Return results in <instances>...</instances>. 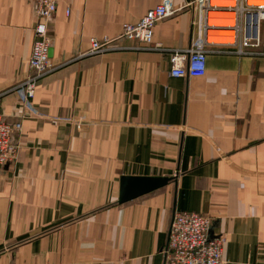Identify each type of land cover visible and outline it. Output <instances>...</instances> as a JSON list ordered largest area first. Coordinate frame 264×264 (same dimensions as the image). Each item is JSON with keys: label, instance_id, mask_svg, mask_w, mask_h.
I'll list each match as a JSON object with an SVG mask.
<instances>
[{"label": "crops", "instance_id": "0c3cea01", "mask_svg": "<svg viewBox=\"0 0 264 264\" xmlns=\"http://www.w3.org/2000/svg\"><path fill=\"white\" fill-rule=\"evenodd\" d=\"M162 1L58 0L56 67L27 101L13 87L30 72L35 2L0 0L3 112L22 122L18 158L0 168V264H165L183 210L213 217L224 264H264V21L258 54L210 43L200 77L170 73V56L199 43L191 0H172L150 45L87 54ZM123 175L171 180L120 203Z\"/></svg>", "mask_w": 264, "mask_h": 264}, {"label": "built area", "instance_id": "2783aa9c", "mask_svg": "<svg viewBox=\"0 0 264 264\" xmlns=\"http://www.w3.org/2000/svg\"><path fill=\"white\" fill-rule=\"evenodd\" d=\"M36 6L37 23L34 27L35 39L28 59L30 72L13 89L22 94L24 100L35 96L40 80L55 69L50 56L52 40L49 35V22L58 9V0H33ZM221 1V0H219ZM189 5L197 7L200 29L199 43H194L185 52H175L170 56L171 75L176 77L204 76L207 72V45L210 31L222 32L231 41L218 44L231 45L239 54H258L252 48L261 44L260 27L264 21V4L249 3V0H235L228 5L213 3V0H191ZM180 8L172 0H164L135 22H123L121 31L115 37H92L87 54H97L110 50L112 44L122 40H137L147 45L153 43L156 24L174 15ZM233 12L234 17L212 14ZM67 14L70 9H67ZM212 20L232 21L214 22ZM4 91L0 92V168L14 162L19 155V145L14 142L13 134L22 130V122L9 121L3 112ZM63 122L80 121L74 116L61 117ZM213 217L197 211H177L171 222L169 240L164 248L165 264H224V239L211 237Z\"/></svg>", "mask_w": 264, "mask_h": 264}, {"label": "water", "instance_id": "95a60500", "mask_svg": "<svg viewBox=\"0 0 264 264\" xmlns=\"http://www.w3.org/2000/svg\"><path fill=\"white\" fill-rule=\"evenodd\" d=\"M53 54V49H50V56ZM171 177L168 176H133V175H123L120 184V196L119 202L123 203L128 200L139 197L143 194L156 190L162 186L168 184ZM215 226L214 223L211 226L210 234L211 237L214 236L213 230Z\"/></svg>", "mask_w": 264, "mask_h": 264}, {"label": "bare ground", "instance_id": "6f19581e", "mask_svg": "<svg viewBox=\"0 0 264 264\" xmlns=\"http://www.w3.org/2000/svg\"><path fill=\"white\" fill-rule=\"evenodd\" d=\"M225 1H226V0H221V1H219V0H213V3H217V4H219V3L226 4V3H224ZM249 3H250V0H249ZM234 4H235V3H234ZM228 5H230V4H228ZM230 13L234 14L233 12H227V13H225V12H223V13H219V12L214 13V12H213L212 15H213V16H223V15H228V16H230ZM212 21H214V20H212ZM214 22L220 23V22H229V21L215 20ZM229 23H232V21H230ZM211 35H213V36H217V37H223V38H226V39H228V40H230V41L232 40L231 38L225 37V36L223 35L222 32L210 31L209 36H208V40H209L210 42H212V43H219V42L211 41V40H210V36H211Z\"/></svg>", "mask_w": 264, "mask_h": 264}]
</instances>
